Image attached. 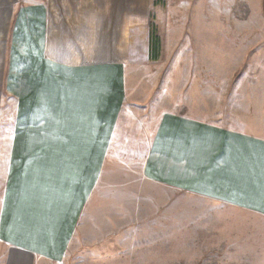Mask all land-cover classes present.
I'll return each mask as SVG.
<instances>
[{
  "label": "rangeland",
  "instance_id": "obj_1",
  "mask_svg": "<svg viewBox=\"0 0 264 264\" xmlns=\"http://www.w3.org/2000/svg\"><path fill=\"white\" fill-rule=\"evenodd\" d=\"M151 15L156 61L136 32L128 36L129 24ZM44 35L63 64L108 51L126 73L114 156L55 264H264L260 223L204 190L156 187L141 173L150 121L165 113L248 132L264 124V0H0V50L13 43L10 69L22 67V44ZM16 258L32 260L0 244V264Z\"/></svg>",
  "mask_w": 264,
  "mask_h": 264
},
{
  "label": "crops",
  "instance_id": "obj_2",
  "mask_svg": "<svg viewBox=\"0 0 264 264\" xmlns=\"http://www.w3.org/2000/svg\"><path fill=\"white\" fill-rule=\"evenodd\" d=\"M130 30L149 59L148 21H133L128 36ZM121 36L128 38L124 25ZM39 38L22 44L28 54L18 70L5 64L14 61L13 43L0 50V95H6L0 96V244L55 264L69 251L114 156L126 73L108 51L91 62L63 64L57 45ZM248 127L251 132L171 113L156 117L143 140L142 176L156 187L204 190L264 227V124ZM18 259L11 262L32 261Z\"/></svg>",
  "mask_w": 264,
  "mask_h": 264
},
{
  "label": "trees",
  "instance_id": "obj_3",
  "mask_svg": "<svg viewBox=\"0 0 264 264\" xmlns=\"http://www.w3.org/2000/svg\"><path fill=\"white\" fill-rule=\"evenodd\" d=\"M148 30H149V49H148L149 60L156 61L160 57L161 45H160L159 38L157 37V34H156V27L153 23L152 15L149 16Z\"/></svg>",
  "mask_w": 264,
  "mask_h": 264
}]
</instances>
